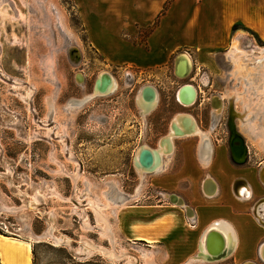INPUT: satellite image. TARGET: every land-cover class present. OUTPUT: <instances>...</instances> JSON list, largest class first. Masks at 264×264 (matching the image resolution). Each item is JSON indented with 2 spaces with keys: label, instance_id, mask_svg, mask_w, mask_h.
<instances>
[{
  "label": "rangeland",
  "instance_id": "obj_1",
  "mask_svg": "<svg viewBox=\"0 0 264 264\" xmlns=\"http://www.w3.org/2000/svg\"><path fill=\"white\" fill-rule=\"evenodd\" d=\"M236 39L251 58L245 63ZM173 50L163 67L112 65L91 47L75 0H0V234L29 241L33 264L37 243V264L171 263L164 243L124 235L160 198L159 175L141 174L135 157L145 144L159 148L179 113L212 121L215 96L224 112L219 122L214 112V142L228 144L233 120L249 146L247 164H264V40L238 27L225 42H176ZM182 55L193 63L183 78L175 70ZM104 72L117 89L90 97ZM147 84L160 100L146 115L138 95ZM185 84L198 88L193 106L180 105ZM223 259L187 264H232Z\"/></svg>",
  "mask_w": 264,
  "mask_h": 264
},
{
  "label": "crops",
  "instance_id": "obj_2",
  "mask_svg": "<svg viewBox=\"0 0 264 264\" xmlns=\"http://www.w3.org/2000/svg\"><path fill=\"white\" fill-rule=\"evenodd\" d=\"M168 1L75 0V7L91 47L117 66L163 67L172 59L173 43L225 42L237 23L264 40V0H173L163 13ZM199 6L195 16L193 7ZM197 116V126H205L212 138L216 126ZM193 137L194 144L182 147L173 140L162 169L154 171L158 202L144 206L147 213L135 217L124 235L155 247L164 243L171 259L167 264H187L208 251V235L216 230L227 244L223 261L264 264V164L237 163L230 145H217L212 138L211 147L201 146L200 136ZM159 220L164 225L154 226ZM12 240H0L15 248L8 260L0 249L3 263L33 264L23 255L30 242Z\"/></svg>",
  "mask_w": 264,
  "mask_h": 264
},
{
  "label": "bare ground",
  "instance_id": "obj_3",
  "mask_svg": "<svg viewBox=\"0 0 264 264\" xmlns=\"http://www.w3.org/2000/svg\"><path fill=\"white\" fill-rule=\"evenodd\" d=\"M235 47H236L235 50H238L239 53H240L239 54V57H238L239 60H242L244 63H245V61L249 60L250 57H249V55L247 53H245L246 51H244L241 48H238L239 45H238L237 39H236V42H235ZM263 53L264 52L261 51V54H263ZM257 59L260 60L261 63H264V56L263 57H260V58H257ZM176 62H177V66L178 65H182L183 68H186L187 66L190 67L193 64L192 63V60L190 59L189 56L185 57L183 55L182 56H179L177 58ZM183 71H185V70H183ZM105 73L109 74V83H108V85H106L104 87V85H103V76L105 75ZM117 87H118V83L115 80L114 76L111 75L108 72H104V73H102L100 75V77H99V79L97 81V84L95 86V91L93 92V94L90 95V97H94L96 95H107L109 93L114 92L117 89ZM151 87H153V86H151ZM101 88L104 89L105 92L101 91ZM189 91H190L189 89L186 90V97L188 98V100H189V94H190ZM151 95L152 96H150L148 98L149 101H152V100H154L156 98L157 93H156V89L155 88L151 92ZM157 97H159V96H157ZM142 99H143V97H142ZM142 101H144V100H142ZM154 103H156V99H155V102ZM154 103L151 102V105H153ZM142 106H143V109L145 111L148 110V107L149 108L151 107L150 105L149 106H146L144 104H142ZM214 111H215V114H219L220 113V107L218 109L216 108V110H214ZM234 114H236V113H234ZM185 118H186V116H183L182 114H180V115L178 114V116L173 121V125H172L171 132L168 135H166L165 137H163V140L161 141L159 148H157V149L156 148H151V147L146 146V144H145V146L143 145L144 147L142 149L140 147V150L138 151V154H137V157H136V164L139 167L141 174L144 173V172L150 173V172H154V171H159L160 170L163 158L165 156H167V155H170L171 151L173 150V141H171V139L174 140V138H176V137H185V136H193V135L200 134V137H201V143H200V145L201 146L210 147V144H209L210 142L207 141L209 139L207 133H205V131L204 132L201 131L196 125L194 126L195 128L192 129V126H191L190 122L193 124V121H192V118L193 117L192 118H189L188 120H186ZM230 125H231V128L232 129L236 128V125L234 124L233 120H231ZM236 131L238 133H240L237 130V128H236ZM234 135H235V133L233 131L232 137ZM246 149L248 150V147H247V145L245 144V141H244V146H243V148L241 150V153L239 155L241 157L240 158H237V159H240L242 161H244L246 159V151H247ZM144 151H145V153H144V159H146V160L149 161V166L148 167L145 166L143 163L140 162L142 153ZM145 168H147V169H145ZM261 178L264 181V170L261 173ZM244 190L245 189L242 188L241 192L242 193L245 192ZM175 199H176V201H178L179 197H176ZM98 217L100 219H105L104 215H101V214H99ZM217 234H218V237H212V244H211V246L214 249H217V250L219 249L218 251L221 252V253L220 254L218 253V255H214L208 249V251L207 250L205 251V254L204 255L198 256L197 257L198 259L206 260V261L207 260L208 261L209 260L215 261V260H221L224 257H226V255L228 253V250H226V245L227 244H225L226 242H224V237L220 234V232L217 231ZM0 240L16 241V240H12V237H9V236L3 235V234H0ZM86 246L88 247V251L89 252H91L95 248V246L92 243H90V242H88ZM0 249H2L3 252L5 253V257H6L7 260L10 259L11 257H14L13 254H12V251H14L15 248H13V247H7L5 244H2V242H0ZM30 249H31V251H30ZM102 250H103L104 253H110V250H108L106 248H102ZM23 255L28 256L29 258L32 257V244L31 243H28V252L25 253V254H23ZM150 264H152L151 261H150Z\"/></svg>",
  "mask_w": 264,
  "mask_h": 264
},
{
  "label": "water",
  "instance_id": "obj_4",
  "mask_svg": "<svg viewBox=\"0 0 264 264\" xmlns=\"http://www.w3.org/2000/svg\"><path fill=\"white\" fill-rule=\"evenodd\" d=\"M179 67L177 66V62H176V67H175V70H176V74H177V76H179V77H185L187 74L189 75V73H190V71H191V69L190 70H188L187 72L185 71V72H181V71H179V69H178ZM108 83H109V74H107V73H105V75L103 76V85H104V87L106 86V85H108ZM103 87V88H104ZM106 89V88H105ZM147 89H148V87L145 89V96H146V92H147ZM190 90L189 91V100H188V98L186 97V90ZM101 91H103V92H105V90L104 89H102L101 88ZM197 95H198V91H197V88L194 86V85H192V84H185V85H183L181 88H180V90H179V94H178V98L180 99V101L183 103V104H185V105H190L193 101H194V98H195V101H196V98H197ZM148 100V99H147ZM190 115V114H189ZM192 116V115H191ZM193 117V116H192ZM194 118V117H193ZM195 124H196V121H195ZM172 125H173V122H172ZM196 126H197V124H196ZM198 127V126H197ZM171 129H172V126H171ZM231 130V133H233V131H234V133H235V135L231 138V153H232V157H233V159H234V161H236L237 163H245L246 162V159H247V155H248V150L246 151V159L244 160V161H242V160H240V159H237V158H240L241 156H239L240 155V153H241V150H242V148H243V146H244V137L240 134V133H238L237 131H236V128H234V129H230ZM139 151V150H138ZM144 153H145V151L142 153V156H141V159H140V162L141 163H143L145 166H149V161L148 160H146V159H144ZM137 154H138V152H137ZM136 157H137V155H136ZM136 157H135V160H136ZM136 165V164H135ZM264 170V169H263ZM263 172V171H262ZM153 173V172H152ZM175 197H176V195H172L171 197H170V199L172 200V201H174V199H175ZM212 237H218V234H217V231L216 230H213V231H211L210 232V234H209V236H208V239H207V247H208V249H209V251L212 253V254H214V255H218V253L220 254L221 252H219L217 249H214V248H212V246H211V244H212Z\"/></svg>",
  "mask_w": 264,
  "mask_h": 264
},
{
  "label": "flooded vegetation",
  "instance_id": "obj_5",
  "mask_svg": "<svg viewBox=\"0 0 264 264\" xmlns=\"http://www.w3.org/2000/svg\"><path fill=\"white\" fill-rule=\"evenodd\" d=\"M179 57V56H178ZM177 57V58H178ZM177 60V59H176ZM178 69H179V71H181L182 73L183 72H187L188 70H190L191 68L189 67V66H187L186 68H183V66L182 65H178ZM183 70H185V71H183ZM192 72V70L190 71V73ZM189 73V74H190ZM188 75V74H187ZM186 75V76H187ZM185 76V77H186ZM181 78H183V77H181ZM149 86V87H148ZM151 86H153V87H151ZM145 87V88H144ZM148 87V89H147V91L148 92H146V96H145V89ZM154 90V88L156 89V93H157V95H156V103H154L155 102V99L154 100H152V101H149V100H147L150 96H152L151 95V92L153 91L151 88ZM181 88V87H180ZM197 88V87H196ZM144 89V90H143ZM197 91H198V88H197ZM155 92V91H154ZM157 96H159V97H157ZM198 96V95H197ZM138 104H139V106H140V108H143V106H142V104H144V105H146V106H151L150 108L148 107V110H147V112H145V114L147 115V114H149L151 111H153L156 107H157V105H158V103H159V100H160V93H159V90H158V88L157 87H155L154 85H150V84H147V85H145V86H143L142 87V89H141V92L139 93V95H138ZM141 97V98H140ZM142 97H143V99H142ZM213 99H214V101L213 102H210V104L211 105H213L214 107L216 106H219L220 107V113L219 114H217V116L219 117V120H218V122L219 121H221V117L223 116V112H224V109H223V107H222V103H221V98L219 97V96H215V97H213ZM142 100H144V101H142ZM141 101V102H140ZM148 101V102H147ZM210 101H212V99L210 98ZM144 102V103H143ZM151 102L152 103H154L153 105H151ZM141 103V104H140ZM195 104V98H194V101L190 104V105H186L185 106V104H182V103H180V105L181 106H183V107H189V106H193ZM201 105V104H200ZM224 105V104H223ZM215 112V111H214ZM214 112H213V119H212V121L210 120V122L209 123H213V120H214ZM180 114H182L183 116H186V120H188L189 118H192V116L191 115H189V114H187V113H179V115ZM188 115V116H187ZM178 116V115H177ZM192 121H193V124L190 122V124H191V126H192V129H194L195 127V125L197 124V120L195 119V118H192ZM195 121H196V124H195ZM217 122V123H218ZM216 123V124H217ZM213 124H215V123H213ZM172 125V124H171ZM203 125V124H202ZM190 126V125H189ZM191 128V127H190ZM199 128V127H198ZM229 128H230V120H229ZM172 130V129H171ZM205 132H207V131H205ZM208 134H209V132H207ZM242 135V134H241ZM166 136V135H165ZM165 136H163V137H165ZM193 136H200V134H198V135H193ZM193 136H185V137H193ZM209 136H210V138L207 140V141H209L210 142V147L213 145V142H212V138H211V135L209 134ZM243 137H244V141H245V144L247 145V147H248V155H247V159H246V162L245 163H247L248 162V159H249V154H250V151H249V146H248V143H247V140H246V138H245V136L244 135H242ZM163 137L159 140V144L161 143V141L163 140ZM178 138H184V137H176L175 139H178ZM201 138V137H200ZM231 138H232V133H230V138H229V140H228V145H230V148H231ZM174 139V140H175ZM145 146V145H144ZM143 146V147H144ZM147 146V145H146ZM174 146H175V141H174ZM142 146H141V149L143 148ZM149 147V146H148ZM174 148V147H173ZM139 150H140V148H139ZM136 163V162H135ZM137 165V164H136Z\"/></svg>",
  "mask_w": 264,
  "mask_h": 264
},
{
  "label": "trees",
  "instance_id": "obj_6",
  "mask_svg": "<svg viewBox=\"0 0 264 264\" xmlns=\"http://www.w3.org/2000/svg\"><path fill=\"white\" fill-rule=\"evenodd\" d=\"M170 2H171V0H169V1L167 2L166 6H165V10L169 7ZM165 10H164V11H165ZM238 27L245 28V27H243L241 24L237 23V24H235V25L233 26V30H236ZM37 244H39V243H37ZM37 244H35V245H34V248H33V253H34V257H35L34 264H37V251H36ZM40 244H41V243H40Z\"/></svg>",
  "mask_w": 264,
  "mask_h": 264
}]
</instances>
